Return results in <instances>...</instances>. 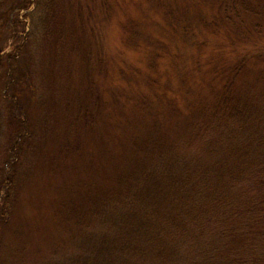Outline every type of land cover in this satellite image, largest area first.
<instances>
[{
    "label": "rangeland",
    "instance_id": "rangeland-1",
    "mask_svg": "<svg viewBox=\"0 0 264 264\" xmlns=\"http://www.w3.org/2000/svg\"><path fill=\"white\" fill-rule=\"evenodd\" d=\"M249 1L256 14L224 11L214 0H66L51 46L37 34L36 9L23 41L29 74L10 63L16 83L8 92L28 106V126L16 163L4 167L16 188L0 225V264H170L142 236L140 256L123 248V223L128 232L155 223L151 209L130 213L140 197L125 195L142 191L150 208L158 192L157 207L173 178L179 185L189 175L195 196L206 182L196 161L217 165L228 150H264V0ZM35 8L19 10L20 20L29 23L24 15ZM14 47L8 40L7 50ZM242 125L250 129L241 133ZM7 135L4 126L0 165ZM251 174L234 181L236 194L257 192ZM246 216L232 220L237 241L216 217L172 264H264V217Z\"/></svg>",
    "mask_w": 264,
    "mask_h": 264
},
{
    "label": "trees",
    "instance_id": "trees-1",
    "mask_svg": "<svg viewBox=\"0 0 264 264\" xmlns=\"http://www.w3.org/2000/svg\"><path fill=\"white\" fill-rule=\"evenodd\" d=\"M66 0H0V29H3L4 36L0 37V131L2 127L6 126L8 135L5 148H3V159L0 165V191L5 189V196L1 198L0 202V225H4L8 215L13 209L10 204L13 198V189L15 174L7 171L5 173L4 167L13 166L18 156L16 155V146L20 138H26L28 106L25 108L17 101L18 97L15 94H10L8 88L16 83L14 76L15 70L11 68V61H18V69L25 75L29 74L31 57L27 54V45L23 41L30 40L33 35L32 31H26L28 24H32L33 14L37 8L42 10L40 17L37 18L40 31L37 29V34L40 36L42 44L53 45L61 38L60 28L64 24L65 16L62 15L60 5ZM224 11H232L237 13V10H242L248 14H256L249 8V0H214ZM34 3L36 8L32 12L24 15L28 18L29 23L23 22L18 16L19 10H29L30 4ZM37 23V24H38ZM61 25V26H60ZM37 27V25H36ZM14 40L15 47L7 50L6 44L8 40ZM234 67L227 68L229 74H226L228 82L230 81V73L236 72ZM228 84V83H227ZM11 88V87H10ZM226 101L222 102L225 104ZM30 108V107H29ZM237 115V114H236ZM244 114H242L243 116ZM249 115V114H247ZM25 120H24V119ZM242 120V118H241ZM242 125L241 133H245ZM231 134V132H230ZM17 135V139L13 142V136ZM19 139V140H18ZM262 140L258 138V141ZM29 141L26 143L28 145ZM60 148V147H59ZM58 148V149H59ZM49 150V149H48ZM213 152V150H211ZM264 150H228L225 153V161H219V164H201L196 161L194 168L198 169L202 176V181H206L204 185L200 184L198 192L193 194L194 182L188 175L183 178L178 185L177 177L173 178L172 191L164 190L165 200L159 206L153 205L155 196H161L158 192L151 197V206H147L146 202L150 200V196L141 198L142 191L132 193V190L126 193L129 196V201L133 197H140L139 202L136 203L137 208L130 213L138 212L137 209H151L155 216V223L152 228L141 227L140 223L137 225V230L128 232L130 223H123L121 229H126L129 239L126 245L123 246L125 250L127 246L131 248L130 254L140 256L139 253H144V245H139V238L144 237L147 245L152 246V250L161 257L165 252L164 260L170 259V264L178 257L179 246L186 247L187 243L192 240L196 242L203 237L208 227L213 223L216 217L219 221L215 222V226L220 228L231 224L232 229L229 231V237L233 241H237L240 237L235 231V223L232 221L238 215L235 222H242L240 219H247L253 217L252 214L258 213V216L264 217ZM251 171L254 173V179L257 180L256 193L248 191L244 194L238 195L235 193L234 181L237 179L250 180ZM191 184L192 188L186 192H179V187L182 185ZM198 184V183H197ZM195 184L196 186H198ZM172 183H170L171 186ZM138 186V185H137ZM135 187V189L140 188ZM167 186V187H168ZM234 188V190L232 189ZM237 189V188H236ZM160 191V190H158ZM178 194V196H177ZM260 194V196H259ZM167 198V199H166ZM134 201V200H133ZM14 204V201H12ZM11 206V207H10ZM12 208V209H11ZM11 209V210H10ZM151 212L145 211L142 214L154 217ZM135 215V214H133ZM251 215V216H250ZM157 217H163L158 218ZM255 216V215H254ZM136 218V215L135 217ZM231 218V219H230ZM135 222H141L139 219ZM152 224V223H151ZM242 227V226H241ZM176 241L178 242L176 246ZM159 249H163L160 252ZM167 250V251H164ZM180 250V249H179ZM106 251V248H101L100 252ZM177 253V256H176ZM167 258V259H166ZM163 260V261H164Z\"/></svg>",
    "mask_w": 264,
    "mask_h": 264
}]
</instances>
